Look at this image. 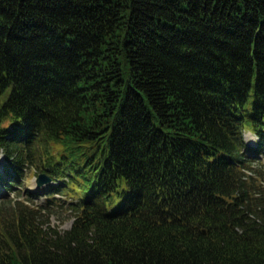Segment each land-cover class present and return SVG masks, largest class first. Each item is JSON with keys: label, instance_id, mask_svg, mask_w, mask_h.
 Returning a JSON list of instances; mask_svg holds the SVG:
<instances>
[{"label": "trees", "instance_id": "1", "mask_svg": "<svg viewBox=\"0 0 264 264\" xmlns=\"http://www.w3.org/2000/svg\"><path fill=\"white\" fill-rule=\"evenodd\" d=\"M0 98V264H264V0H0Z\"/></svg>", "mask_w": 264, "mask_h": 264}, {"label": "rangeland", "instance_id": "2", "mask_svg": "<svg viewBox=\"0 0 264 264\" xmlns=\"http://www.w3.org/2000/svg\"><path fill=\"white\" fill-rule=\"evenodd\" d=\"M0 101H1V98H0ZM243 136L247 142H250V143L255 142L256 136L254 135V133H251L250 131L246 130L244 131ZM249 154L251 156L258 157L260 162L264 163V153L263 152L251 151ZM2 161L3 159H2V154L0 150V164ZM39 172H43V171H39ZM39 172H36L33 167L27 168L20 182L16 183L15 185L17 189H15V187L14 189H9L8 191H6L5 195L3 196H7L11 199L21 198L25 200L26 198L27 200H25V202L29 201L27 203L34 207L45 204L46 199H45V193H44L45 192L44 186L46 185L47 182H42L39 185L35 184V179ZM26 189L35 191V193L29 195L28 193H26L25 191ZM54 196H57L59 199L56 200V204L51 203V205L48 206V218H47L48 222L51 225H57V227L59 228H65L69 225L72 219V215L69 209L66 207L65 202L64 201L62 202V199L68 198V195L62 194L61 192H54ZM40 208H41L40 209L41 212H45L47 209L41 206Z\"/></svg>", "mask_w": 264, "mask_h": 264}, {"label": "water", "instance_id": "3", "mask_svg": "<svg viewBox=\"0 0 264 264\" xmlns=\"http://www.w3.org/2000/svg\"><path fill=\"white\" fill-rule=\"evenodd\" d=\"M50 179L49 175H47L46 173L44 172H39L38 175L36 176V179H35V184L36 185H39L41 184L42 182H46Z\"/></svg>", "mask_w": 264, "mask_h": 264}]
</instances>
